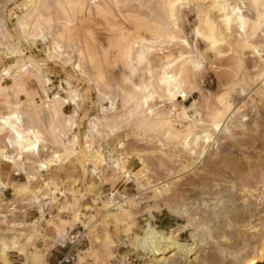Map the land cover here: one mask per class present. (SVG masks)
<instances>
[{
  "label": "rangeland",
  "instance_id": "obj_1",
  "mask_svg": "<svg viewBox=\"0 0 264 264\" xmlns=\"http://www.w3.org/2000/svg\"><path fill=\"white\" fill-rule=\"evenodd\" d=\"M76 175L63 264H264V0H0V264Z\"/></svg>",
  "mask_w": 264,
  "mask_h": 264
},
{
  "label": "crops",
  "instance_id": "obj_2",
  "mask_svg": "<svg viewBox=\"0 0 264 264\" xmlns=\"http://www.w3.org/2000/svg\"><path fill=\"white\" fill-rule=\"evenodd\" d=\"M79 178L77 175L74 179L69 178L61 181L51 178L57 190L55 195H53L54 199L45 204L48 206V210L40 212L38 208H35V213L26 211L19 218L18 225L23 222V224L28 226L26 234L33 237V241L30 244L31 248L29 247L27 253L26 250H24V254L18 252L17 259L19 264H58L59 260L56 253L62 254V250L58 248L62 244V240L72 230L81 226L82 216H92V214H87L86 208H91L95 193H92L87 198L91 203L83 201L81 195L84 190L89 189L90 185L84 184L83 179ZM96 191L94 190L93 192ZM21 201L23 200L19 199L17 203H21ZM75 216L78 217V220H75ZM86 235L89 244H91L93 239L89 237V230ZM74 264H94V262L87 259L80 261L77 258Z\"/></svg>",
  "mask_w": 264,
  "mask_h": 264
},
{
  "label": "bare ground",
  "instance_id": "obj_3",
  "mask_svg": "<svg viewBox=\"0 0 264 264\" xmlns=\"http://www.w3.org/2000/svg\"><path fill=\"white\" fill-rule=\"evenodd\" d=\"M198 140H200V139L197 138L196 141H198ZM226 168H228V167H226ZM160 241H161V237H159L154 230L150 229V230H147L145 232V235L141 238L140 241L137 242L136 245L140 250L152 255V254H156L157 252L159 253V251L163 249L161 247ZM263 252H264V250H263ZM262 260H263V255H261L259 258H256L253 261L251 260V263L252 264L260 263V262H262Z\"/></svg>",
  "mask_w": 264,
  "mask_h": 264
},
{
  "label": "built area",
  "instance_id": "obj_4",
  "mask_svg": "<svg viewBox=\"0 0 264 264\" xmlns=\"http://www.w3.org/2000/svg\"><path fill=\"white\" fill-rule=\"evenodd\" d=\"M82 237V230L79 228L77 230L71 231L69 235L64 238L61 245L64 246V248L67 247L68 250L66 251L63 258L60 259L58 264H63V262L67 260H73L71 251L78 250L82 246Z\"/></svg>",
  "mask_w": 264,
  "mask_h": 264
}]
</instances>
